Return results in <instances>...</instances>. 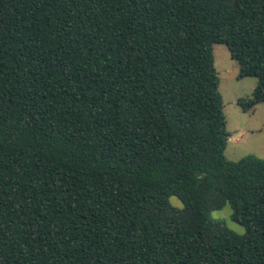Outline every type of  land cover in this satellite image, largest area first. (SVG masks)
I'll use <instances>...</instances> for the list:
<instances>
[{
  "label": "trees",
  "instance_id": "1",
  "mask_svg": "<svg viewBox=\"0 0 264 264\" xmlns=\"http://www.w3.org/2000/svg\"><path fill=\"white\" fill-rule=\"evenodd\" d=\"M214 45L264 106V0H0V264H264Z\"/></svg>",
  "mask_w": 264,
  "mask_h": 264
},
{
  "label": "rangeland",
  "instance_id": "2",
  "mask_svg": "<svg viewBox=\"0 0 264 264\" xmlns=\"http://www.w3.org/2000/svg\"><path fill=\"white\" fill-rule=\"evenodd\" d=\"M213 55L229 135L224 156L229 161H238L246 156L264 159V106L257 104L252 110L243 112L237 104L239 99L251 97L256 80L249 77L237 79L238 65L224 45H214ZM170 201L175 207H181L176 198L172 197ZM230 214V207L226 205L219 211L211 212L210 217L224 222L233 232L242 234L243 228L231 221Z\"/></svg>",
  "mask_w": 264,
  "mask_h": 264
}]
</instances>
